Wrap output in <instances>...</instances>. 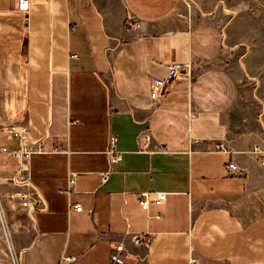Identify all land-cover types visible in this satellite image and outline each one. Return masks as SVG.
<instances>
[{
	"label": "crops",
	"instance_id": "0c3cea01",
	"mask_svg": "<svg viewBox=\"0 0 264 264\" xmlns=\"http://www.w3.org/2000/svg\"><path fill=\"white\" fill-rule=\"evenodd\" d=\"M205 2L29 0L21 14L17 0H0V146L16 149L7 129L25 128L40 148L27 161L42 199L32 213L14 197L23 187L2 181L17 164L0 152V200L21 264H108L114 242L126 264H264V111L237 84L224 20ZM128 13L138 29L124 26ZM186 62L196 65L190 79L151 100L148 78ZM217 142L231 154L213 152ZM140 192L166 195L142 210ZM0 264H9L1 239Z\"/></svg>",
	"mask_w": 264,
	"mask_h": 264
},
{
	"label": "built area",
	"instance_id": "2783aa9c",
	"mask_svg": "<svg viewBox=\"0 0 264 264\" xmlns=\"http://www.w3.org/2000/svg\"><path fill=\"white\" fill-rule=\"evenodd\" d=\"M29 8V0H17L16 10L21 14H27ZM124 26L126 28L138 29L140 27V22L132 15L127 14L124 18ZM196 69V65L192 62L186 63H172L166 65V70L163 76L150 77L148 78V94L151 100H157L162 98L166 87L171 85L175 80H189L191 73ZM8 132L11 134L18 146L16 149L8 150L5 146H0V152L5 153L15 159L17 164L16 172L10 177L2 178L4 183L20 185L23 187L22 191H19L14 197L18 200V203L27 212L32 213L34 210H39V206L42 203L40 195L35 192L30 185V178L27 172V161L33 152H39L40 148L32 142L26 136L25 128L13 129L8 128ZM196 142V140H193ZM33 147H35L33 149ZM142 147H150V139L148 134H143L142 136ZM153 149H157L156 145L152 146ZM255 147L252 150L253 154L261 153L258 148ZM213 152L231 154V150L227 147L224 142H217L213 145ZM106 153L109 158L110 163H115L119 160V152L115 150V137L110 135L107 140ZM264 164V162H261ZM225 168L228 172L237 171L238 168L236 164L229 159L225 163ZM75 174H72L66 181V191L73 190ZM107 179V172L100 176V181L105 182ZM165 192H140L136 195L138 205L142 210H146L148 203L152 202L156 205L161 204L165 199ZM70 208L74 211H80L81 207L79 204H71ZM0 239L2 240L6 256L9 264H21L22 253L17 251L13 245L10 228L6 219V215L0 200ZM130 240L134 244L141 242V236L137 234H132ZM127 252L122 242H114L110 245V251L108 255V264H126ZM72 257L62 256L58 264H71ZM187 264H197V258L190 256Z\"/></svg>",
	"mask_w": 264,
	"mask_h": 264
},
{
	"label": "rangeland",
	"instance_id": "374dc122",
	"mask_svg": "<svg viewBox=\"0 0 264 264\" xmlns=\"http://www.w3.org/2000/svg\"><path fill=\"white\" fill-rule=\"evenodd\" d=\"M204 1L213 2L209 9L220 12L224 20L227 42L231 43L225 60L230 68L240 70L237 84L250 89L259 110L264 111V0Z\"/></svg>",
	"mask_w": 264,
	"mask_h": 264
}]
</instances>
